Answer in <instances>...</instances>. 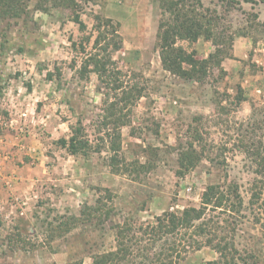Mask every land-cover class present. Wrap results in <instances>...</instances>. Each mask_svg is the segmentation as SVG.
I'll return each mask as SVG.
<instances>
[{
	"label": "rangeland",
	"instance_id": "obj_1",
	"mask_svg": "<svg viewBox=\"0 0 264 264\" xmlns=\"http://www.w3.org/2000/svg\"><path fill=\"white\" fill-rule=\"evenodd\" d=\"M166 1L211 19V39L177 45L202 60L217 42L228 56L223 72L211 67L202 82L165 69L158 35ZM77 2L84 30L69 10L44 13L36 1L19 17L0 15V264H92V256L116 250L119 225L199 209L210 185L220 186L226 199L229 186L238 188L243 209L208 207L202 242L234 245L236 264L248 254L264 262V206L250 205L263 178L246 153L250 143L264 147V2ZM98 16L112 24L103 27L107 42L113 32L122 42L110 56L100 49L105 42L96 44ZM98 54L103 78L90 59ZM78 122L91 151L74 157L60 140ZM17 135L27 143L13 160L8 140ZM202 139L212 161L202 158ZM182 151L195 153V163L179 177ZM100 200L92 219L70 231L59 228ZM180 256L169 264L219 258L206 246Z\"/></svg>",
	"mask_w": 264,
	"mask_h": 264
},
{
	"label": "trees",
	"instance_id": "obj_2",
	"mask_svg": "<svg viewBox=\"0 0 264 264\" xmlns=\"http://www.w3.org/2000/svg\"><path fill=\"white\" fill-rule=\"evenodd\" d=\"M31 1H36L37 10L48 14L55 8L69 10L71 20L78 24L81 30L86 28L85 23L81 19L82 8L77 0H0V15L6 16L9 14L13 17H19L27 11L28 3ZM80 1L87 3L96 2V0ZM245 1L250 2L252 0ZM261 1L264 2V0ZM164 5V13L167 16L160 24L158 44L165 69L185 80L198 79V81L202 82L208 76V71L211 67L223 72L222 62L228 56H226L223 48L217 42L215 44L217 46L215 52L202 60L196 58L195 52H188L177 45L178 40H187L195 43L201 37L211 39L213 37V22L211 19L206 18L203 13H198L194 9H187L185 5H181L179 2L166 1ZM96 21H98L96 44H100L102 41L105 42L104 47H100V49L110 56L112 52L121 48L122 42L117 41L120 36L113 32L111 40L107 42L108 34L103 33V27L105 25L112 27V24H106L105 20L99 16L96 17ZM90 59L93 61L100 78H103L107 71L104 62L99 58V54L91 56ZM237 99V103L240 104L242 97L239 93L237 94ZM71 131L72 135L68 140H60L62 146L74 157L88 155L91 151V145L85 138L82 123L78 122L76 125L71 126ZM251 145L250 143V147L247 146L246 153L256 166L254 172L263 179L256 181L250 205H258V208H262L264 206V202L261 203L262 195L264 194V147L261 150L259 146L257 147L253 144L251 148ZM260 145H262V142H260ZM194 154L185 151L180 153L186 163H182V170H178L179 177H183L194 166ZM212 157L210 149L206 150L202 139V158L212 161ZM220 189L221 187L218 185H210L203 194L202 206L199 209L186 208L180 213L166 212L147 225L139 224L136 226L134 223L119 225L116 233V250L92 256V264H169L172 261V257H181L180 254L182 253L199 251L205 246L211 247L219 255L218 260L211 261L209 264H236L234 262L235 256L232 253H238V250L234 248V245L229 247L221 241L215 242V240L209 238L206 243L202 242V235L206 234L207 231L204 228L206 222L202 223V219L208 207H212L213 210L220 213L224 212V210L233 213L238 211V209L240 211L243 209V201L238 188L229 186L226 193L228 195L227 199L224 192H221ZM98 203L99 205L95 207L86 206L80 216H71L67 221L62 222L59 228H64L66 231L69 229L70 231V227L86 223V221L92 219L94 212L97 213L101 209L102 201L100 200ZM257 223H261L259 217L257 218ZM207 235H212V231H209ZM156 245H160L161 248L158 252H154ZM180 247L182 248L181 252L179 250ZM248 257L249 260L244 259L243 264H264L255 254H248ZM69 264H83V262L79 260Z\"/></svg>",
	"mask_w": 264,
	"mask_h": 264
},
{
	"label": "crops",
	"instance_id": "obj_3",
	"mask_svg": "<svg viewBox=\"0 0 264 264\" xmlns=\"http://www.w3.org/2000/svg\"><path fill=\"white\" fill-rule=\"evenodd\" d=\"M21 120H22V118L19 119V121H21ZM20 125H21V122H20ZM16 127H17L16 129H18V126H16ZM19 129H21L23 131L25 130V128H23L21 126L19 127ZM16 134H19V133H16ZM8 142L9 143L10 142L12 143V150L13 151L11 153L13 155V158H12L13 160L16 159L15 158V155L17 156L18 153H20L23 149H26V143H27V141L25 140V136L24 137H20V136L17 135L15 137L9 138ZM16 168H13L14 169V172L17 171ZM15 179H18V178L16 177Z\"/></svg>",
	"mask_w": 264,
	"mask_h": 264
}]
</instances>
